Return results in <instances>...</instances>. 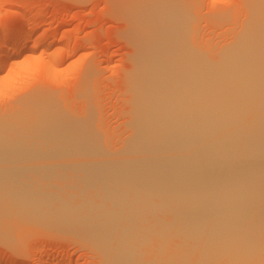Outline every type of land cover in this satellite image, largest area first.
I'll use <instances>...</instances> for the list:
<instances>
[{"label":"bare ground","instance_id":"obj_1","mask_svg":"<svg viewBox=\"0 0 264 264\" xmlns=\"http://www.w3.org/2000/svg\"><path fill=\"white\" fill-rule=\"evenodd\" d=\"M250 1L248 28L216 57L192 50L180 6L142 3L124 158L77 179L0 166V225L21 213L59 222L103 264H264V3ZM30 29L7 40L16 49L0 65L25 50ZM30 106L6 135L49 155L103 152L93 128L72 134Z\"/></svg>","mask_w":264,"mask_h":264},{"label":"rangeland","instance_id":"obj_2","mask_svg":"<svg viewBox=\"0 0 264 264\" xmlns=\"http://www.w3.org/2000/svg\"><path fill=\"white\" fill-rule=\"evenodd\" d=\"M145 1L180 6L193 25L192 50L202 57L219 56L248 28L251 16L250 0H0V61L7 50L16 49L9 39L17 31L31 27L32 33L25 50L0 65V138L13 141L0 144L1 167L18 174L45 165L38 172L65 171L64 176L76 179L80 173L112 172L103 166L124 158L120 154L132 133L128 84L141 52L137 18ZM30 105H43L53 122L72 134L93 128L103 152L49 155L31 148L24 137L6 135L25 118L17 111L28 113ZM13 115L20 117L14 125ZM21 214L11 219L21 217L20 224L8 218L0 225V264H103L76 231Z\"/></svg>","mask_w":264,"mask_h":264}]
</instances>
